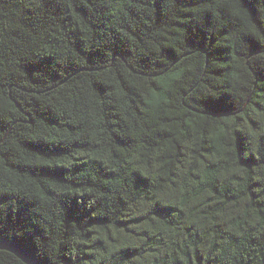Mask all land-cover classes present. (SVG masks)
<instances>
[{"label": "trees", "instance_id": "trees-1", "mask_svg": "<svg viewBox=\"0 0 264 264\" xmlns=\"http://www.w3.org/2000/svg\"><path fill=\"white\" fill-rule=\"evenodd\" d=\"M0 239L264 264V0H0Z\"/></svg>", "mask_w": 264, "mask_h": 264}, {"label": "water", "instance_id": "water-1", "mask_svg": "<svg viewBox=\"0 0 264 264\" xmlns=\"http://www.w3.org/2000/svg\"><path fill=\"white\" fill-rule=\"evenodd\" d=\"M0 250H6L15 254L19 259H21L26 264H42L38 259H36L30 253L29 250L13 242L0 239Z\"/></svg>", "mask_w": 264, "mask_h": 264}]
</instances>
